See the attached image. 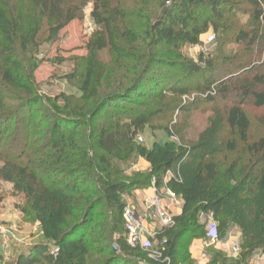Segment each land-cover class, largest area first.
Wrapping results in <instances>:
<instances>
[{
  "label": "trees",
  "instance_id": "obj_1",
  "mask_svg": "<svg viewBox=\"0 0 264 264\" xmlns=\"http://www.w3.org/2000/svg\"><path fill=\"white\" fill-rule=\"evenodd\" d=\"M89 1L93 3L91 18L98 30L90 36L85 47L90 62L83 77L82 99L97 71L98 53L111 55L117 69L123 73L115 78L109 76V93L95 107L84 106L77 110V118L52 115L57 123L73 126L71 137L66 136L55 123L42 155L36 156L31 152L24 158L34 164L32 169L26 166L31 180L36 178L35 170L49 181L54 173L66 175V179L75 177L81 174L78 168H82L84 172L81 175L93 187L81 190L77 182H49L47 188L42 187V192L49 194L52 207L45 205L42 195L36 196L35 191L27 188L34 207L44 212L40 223L44 239L48 242L26 246L15 264H142L137 259L144 251L126 244L121 218L125 205L121 198L124 194L131 195L136 190L147 188L152 178L161 186L168 171L173 177L166 187L180 196L182 208L181 213L174 217L172 227L157 232V250L161 257L154 263L185 264L187 260L182 258L180 244L186 239H204L205 228L200 223V214H211L218 222L220 234L233 227L240 231L241 253L227 264H247L257 248L264 255V208L259 210L250 205L251 197L258 191H264V175L259 173L260 166L264 164V136L248 143L249 121L240 106L227 108L226 116L228 127L237 131L244 146L245 162L239 160L243 165L234 161L221 170L212 162L202 164L209 155L206 142L189 150L181 145L176 152L134 144L157 116L172 111L187 113L193 109L195 103L173 104L160 109L150 107L155 101H163L167 94L187 95L191 90L188 81L200 83L197 87L207 93L205 104H212L219 91L222 92V100H227V89L212 78L217 71L213 63L202 58V64L190 62L181 52L183 46L197 45L208 26L217 31L216 21L222 13L220 4L216 0ZM263 1L253 0L254 7L259 9ZM81 11V5L70 4L67 0H0V81L28 98L13 112L0 116L6 124L16 120L17 114L26 115L28 109L41 102V98L35 95L30 76L21 74L19 54L36 51L45 32L50 39H55L60 31L79 17ZM254 19L264 23V10L256 11ZM238 38L240 42L247 41L249 46H253L257 39L256 36L249 38L245 33H240ZM254 81L264 82V76L256 77ZM217 86L218 92L214 89ZM247 93L243 88L242 95ZM92 96H98L96 89L92 90ZM252 97L255 107H264V93L253 94ZM56 101L50 100L52 103ZM118 102L128 105L125 113L129 116L124 121L116 110ZM110 110L116 112L103 120L101 115ZM81 127L86 131L76 134ZM7 132L5 130L4 133ZM27 139L19 140L15 157H12L14 162L18 159L16 165H23L20 157ZM229 147L233 149V144ZM191 152H195L192 161H197L198 170L193 180L183 185L178 180L180 167L185 159L190 158ZM139 159L149 165V173L144 179L131 183L114 180L118 175L112 161L134 165ZM26 170L20 173L24 174ZM86 194L97 199L91 202ZM102 204L113 215L110 235L87 238L84 228L90 224L93 211ZM71 221L75 224L71 225ZM119 225L122 233L114 239L111 235L119 232ZM255 234L261 239L259 247L254 244L257 241ZM108 242L115 243L117 251Z\"/></svg>",
  "mask_w": 264,
  "mask_h": 264
},
{
  "label": "rangeland",
  "instance_id": "obj_2",
  "mask_svg": "<svg viewBox=\"0 0 264 264\" xmlns=\"http://www.w3.org/2000/svg\"><path fill=\"white\" fill-rule=\"evenodd\" d=\"M70 4L81 5L82 11L79 17L70 23L65 29L60 31L55 39H50L49 35L44 33L42 39L38 42L39 47L36 51L19 54V61L22 66L21 74L23 77L30 76L34 84V92L41 102L28 109L26 115H16V120L8 121L0 118V264H15L19 253L28 245L35 242H48L44 239L40 221L44 218V212L34 207L33 199L26 192L27 188L35 191V195H42L47 207H52L50 197L47 192H42V187H48L49 182L59 181L64 183L77 182L81 190L91 189L92 183L85 181L82 174L84 170L78 168L80 173L75 177L66 179V175L54 173L49 181H45L39 171H33L34 180L29 179L28 165L33 168V163L27 161L26 154L35 152L36 156L42 155L43 146L47 144V138L53 125L58 124L61 131L68 137H71L72 125L56 122L52 115L67 116L68 118H77V110L84 106L94 107L99 100L109 93L107 90V81L109 76H115L123 73L117 69L114 58L106 52L97 54L98 66L93 76L91 86L82 99V83L85 71L90 62V56L86 50V43L90 36L98 30L96 22L91 18L93 3L89 0H67ZM221 9V17L216 21L217 31L208 26L199 38V43L195 46H183L181 49L183 57L193 63L202 64V58L205 62H212L217 70L212 74L215 83L227 89L226 98L222 100V92L215 94V101L212 104L203 103L207 93L201 91L197 86L198 81L191 80L188 84L191 90L185 96L177 94H167L163 101H155L150 107L160 109L161 107L173 104H192L193 109L187 113H178L175 111L163 113L152 119L146 126L143 133L135 141V145L144 146L147 149L167 148L170 152H176L179 146L186 149L193 148L196 144L206 142L209 155L202 164L212 162L221 170H225L232 162L237 161L243 165L246 155L243 144L240 142L236 130H232L227 125L226 110L230 106H240L249 121L248 143H253L264 136V107L257 108L253 103V94L264 93V82L254 81L256 77L264 76V23L255 21L254 15L258 10H264V1L259 9H256L253 0H216ZM91 25L92 33L89 35L88 27ZM46 28V27H45ZM45 30V29H44ZM43 30V31H44ZM245 33L249 38L257 37L253 46H249L247 41L240 42L238 35ZM209 37H213L208 41ZM49 38V39H48ZM112 80V79H111ZM243 88L248 93L242 95ZM97 90L98 96H92V90ZM28 98L16 90L7 87L0 81V116L8 111H14ZM50 100H57L55 103ZM168 104V105H167ZM116 110L120 112L121 120L128 118L125 113L128 105L120 102L115 104ZM55 107L59 109L55 110ZM90 108V107H89ZM113 110L107 111L103 115V120L113 114ZM23 120L24 122H19ZM7 126V129H6ZM69 127L70 129L66 130ZM7 130V133H4ZM86 128H78L76 134H82ZM212 134V135H210ZM28 137L27 142L22 148L21 160L23 165H16L14 154L17 152L19 140ZM233 149H230V144ZM191 152L189 159L181 163L179 182L188 185L197 173V161L194 163ZM13 155V156H12ZM190 160V161H189ZM240 160V161H239ZM51 160V164H52ZM46 162V161H45ZM116 175L114 180L131 183L144 179L149 173V169L143 170L138 164L131 162L112 161ZM77 163V167H78ZM26 170V173L20 171ZM260 176L264 175V164L259 169ZM33 176V177H34ZM29 179V180H28ZM82 182L85 185H82ZM87 182V183H86ZM64 190V189H63ZM66 190V189H65ZM69 192V191H68ZM94 202L97 198L86 194ZM125 206L137 208L135 197L124 194L121 198ZM250 205L256 209L264 208V191H258L251 197ZM91 221L84 232L89 238L97 237L100 234L110 235V228L113 225L112 212L104 204L98 206L91 214ZM78 221V220H77ZM76 221V222H77ZM208 221L218 222L208 215L200 221L203 229ZM75 222L71 221V225ZM90 228V229H89ZM92 228V229H91ZM113 233L112 238H116L122 233ZM256 229V228H255ZM232 234L228 236L238 238L240 247L242 238L240 231L233 227ZM230 231V232H231ZM227 232V231H226ZM223 238H227L226 233H222ZM257 241L255 246H260V237L255 234ZM194 243L186 239L180 244L182 258L187 260L185 264H227L237 258L227 257L213 246H209L203 238L197 239ZM114 242V241H113ZM108 242L109 245L115 243ZM187 242V243H186ZM50 243V242H49ZM157 249V243L154 244ZM190 248L197 251L198 254L191 259ZM195 249V250H194ZM52 251L54 249L51 248ZM261 251L259 248L251 255L247 264L260 263ZM224 259V261H222ZM152 261V262H151ZM142 264H156L150 257V253L144 252L137 259Z\"/></svg>",
  "mask_w": 264,
  "mask_h": 264
},
{
  "label": "built area",
  "instance_id": "obj_3",
  "mask_svg": "<svg viewBox=\"0 0 264 264\" xmlns=\"http://www.w3.org/2000/svg\"><path fill=\"white\" fill-rule=\"evenodd\" d=\"M86 26L89 28L90 35L92 33L91 25L86 24ZM212 38L209 37L208 41H211ZM137 139L141 142L140 138ZM172 177L173 174L168 171L161 186H158L155 178H152L147 188L137 191V208L125 206L122 210L121 218L126 244L131 248H139L150 253V257L154 260L161 257L154 245L157 232L174 225L171 208L175 206L177 197L166 187V183ZM208 215H201V221ZM204 241L230 258H238L241 253L238 238L231 236L223 238L217 224L213 221H208L205 225ZM261 260L264 261L263 254Z\"/></svg>",
  "mask_w": 264,
  "mask_h": 264
},
{
  "label": "crops",
  "instance_id": "obj_4",
  "mask_svg": "<svg viewBox=\"0 0 264 264\" xmlns=\"http://www.w3.org/2000/svg\"><path fill=\"white\" fill-rule=\"evenodd\" d=\"M137 164H138V166H140V167H142L143 168V170H145V169H149V165L143 160V159H139L138 161H137ZM137 191H139V190H136V191H134L133 193H132V195L135 197V199L137 198V195H138V193H137ZM177 197V202H176V204H175V206H173L172 208H171V213H172V215L174 216V217H176V216H178L180 213H181V208H182V201H181V199H180V196H176ZM201 215H204V216H206V215H208V214H200V217L199 218H201ZM200 221H201V219H200ZM232 229H230V230H228L227 232L226 231H221V235H222V233L224 232V233H226V235L228 236V234H232V231H231ZM231 231V232H230ZM194 243H197L198 242V240H192ZM195 250V249H194ZM198 251H199V248H197V251H193L191 248H190V250H189V252H190V255H191V259H193L197 254H198Z\"/></svg>",
  "mask_w": 264,
  "mask_h": 264
},
{
  "label": "water",
  "instance_id": "obj_5",
  "mask_svg": "<svg viewBox=\"0 0 264 264\" xmlns=\"http://www.w3.org/2000/svg\"><path fill=\"white\" fill-rule=\"evenodd\" d=\"M113 249H114V251H117V247H116V245L113 246Z\"/></svg>",
  "mask_w": 264,
  "mask_h": 264
}]
</instances>
